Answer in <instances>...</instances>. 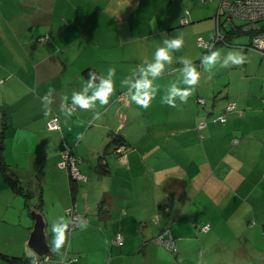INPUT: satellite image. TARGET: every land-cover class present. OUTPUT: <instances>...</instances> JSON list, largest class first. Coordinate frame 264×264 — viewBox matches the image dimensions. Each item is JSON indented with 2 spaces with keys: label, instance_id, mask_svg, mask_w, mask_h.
I'll return each instance as SVG.
<instances>
[{
  "label": "crops",
  "instance_id": "obj_1",
  "mask_svg": "<svg viewBox=\"0 0 264 264\" xmlns=\"http://www.w3.org/2000/svg\"><path fill=\"white\" fill-rule=\"evenodd\" d=\"M102 1L0 0V264L27 258L31 205L44 215L48 244L52 219L70 218L69 207L88 224L70 231L61 253L40 264H264L258 242L264 234L256 227L248 232L253 218L247 226L232 223L234 200L264 222V74L249 72L256 54L245 48L249 33H228L230 44L214 47L241 50L246 62L209 79L200 63L207 51L197 38H212L215 2L118 1L113 24ZM242 22L233 18L227 26ZM180 34L184 47L154 82L160 90L150 107L131 102L122 80L151 61L164 39ZM182 56L201 78L187 103L173 108L161 97L180 78ZM109 67L116 69L115 92L108 105H97L101 118L77 109L66 119L63 97L70 102L89 72L106 74ZM49 89L53 103L45 116L41 98ZM229 100L236 106L224 111ZM53 113L60 129L48 130ZM221 113L224 122L211 121ZM64 142L84 179H70L58 165ZM205 223L207 232L196 226ZM164 228L178 240L173 255L153 251V237ZM117 234L122 245L113 242Z\"/></svg>",
  "mask_w": 264,
  "mask_h": 264
},
{
  "label": "clouds",
  "instance_id": "obj_2",
  "mask_svg": "<svg viewBox=\"0 0 264 264\" xmlns=\"http://www.w3.org/2000/svg\"><path fill=\"white\" fill-rule=\"evenodd\" d=\"M183 47V34L175 38L164 39L163 46L156 48L151 61L145 58L130 76L122 80L121 86L127 88V95L131 102L144 109L150 107L151 101L160 90L159 85L154 82L165 73L166 66L173 64V53L180 51ZM245 62L246 56L241 50L233 49L223 53L220 49H215L214 45H209V50L201 57L200 61L204 70L209 73V79L212 78L216 70L242 66ZM179 63L183 65L178 69L180 78L176 82H172L165 95L161 97L163 104L173 108L178 106L177 101L187 103L201 78L200 71L197 70V66L189 57H180ZM115 75V67H109L106 74L97 73L96 70L89 72V78L82 84L80 90L72 91L70 103L68 96L63 97L61 112L65 118H71L74 112L80 109L85 112L92 111L93 118L100 119L101 114L96 111L97 105L109 104L115 92ZM181 84L184 87H181ZM53 91V89H49L48 94L41 98L45 116L51 112ZM79 138L81 137L78 136ZM87 226V221L79 215L71 218L66 215L55 216L50 224L52 239L49 246L51 252L60 254L68 244L70 231L76 229L83 231ZM26 257L30 264H40L41 258L29 247Z\"/></svg>",
  "mask_w": 264,
  "mask_h": 264
},
{
  "label": "built area",
  "instance_id": "obj_3",
  "mask_svg": "<svg viewBox=\"0 0 264 264\" xmlns=\"http://www.w3.org/2000/svg\"><path fill=\"white\" fill-rule=\"evenodd\" d=\"M206 1V0H203ZM224 16L223 25L231 17H238L244 20V24L240 26L241 31H246L249 33V42L245 45V48L254 50L261 55H264V0H217V7L213 15L214 19V35L210 40H205L201 37L198 38L197 43L199 46L209 49V45H215L218 43H225V35L222 30L220 17ZM182 22H186V18H182ZM47 38V35L41 37V39ZM123 95V94H122ZM199 104H204V99L202 97L197 98ZM262 104H264V99H262ZM234 102H229L226 106V111H229L235 107ZM212 121L224 122L226 120L225 113H221L211 119ZM206 122H200L197 127L202 129ZM47 129H58L59 123L54 114L46 122ZM237 139H234L236 142ZM77 159L72 153V148L67 144H64V149L61 151V159L58 165L66 170L67 175L70 179L79 180L84 179V175L80 172ZM67 213L72 216H76L74 213V207H69ZM209 229V224H200V230L206 231ZM153 241L155 244L166 248L167 250L176 252L177 242L176 237L173 236L169 228H164L159 231L154 237ZM114 243L122 245L123 237L117 234ZM73 259H68L66 262H70Z\"/></svg>",
  "mask_w": 264,
  "mask_h": 264
},
{
  "label": "rangeland",
  "instance_id": "obj_4",
  "mask_svg": "<svg viewBox=\"0 0 264 264\" xmlns=\"http://www.w3.org/2000/svg\"><path fill=\"white\" fill-rule=\"evenodd\" d=\"M118 1L119 2H122L123 3V0H103L102 1V3H101V7L103 8V11L107 14V15H109V17H111L112 19H113V24L114 23H117L116 22V20L118 19V17L119 16H117L116 15V13H115V15H114V13H112V10L111 9H113V8H115L116 7V5H117V3H118ZM188 1V0H187ZM191 1V0H190ZM202 3H212V2H215L216 4H217V0H206V1H203V0H200ZM205 5H207V4H205ZM217 7V6H216ZM187 15H188V9H185V16L187 17ZM109 17H107V18H109ZM224 18V16H222V19ZM234 19H236V18H234ZM107 21H108V19H106ZM212 20H213V24H214V19H213V16H212ZM230 22V21H229ZM182 24H183V22H181ZM215 26V25H214ZM213 35H214V33H213ZM213 37V36H212ZM202 38V37H201ZM211 39V38H210ZM206 40V39H205ZM248 42H249V40H248ZM254 55V59H255V65L253 66V68H250L249 69V72H253V71H259L261 74H264V65H261V66H259V67H257V64L259 63V60H261V59H264V56H262L260 53H258V52H256V54L254 53L253 54ZM257 58V59H256ZM251 70H253V71H251ZM251 90H255V91H259L260 90V88L258 87V86H253V87H251ZM230 101V100H229ZM262 101V100H261ZM202 105V104H201ZM212 121V120H211ZM240 194V193H239ZM243 200H244V198H243ZM242 201V200H241ZM233 204V207H232V210H233V212H234V216L232 217V223L234 224H232L234 227H236L238 224H235V222H236V220H243V222H244V224L247 226L248 225V223L246 224V222H248L250 219H252L251 221H253L254 220V223H250V226H247L248 227V232H250V234H251V231L252 230H254L255 231V229L257 228L258 230H259V232L261 231V233L262 234H264V222H262L261 221V218H258L257 216H255L254 214H253V211H251V209H248L245 205H243V204H241V203H239V202H237V201H235L234 200V202L232 203ZM258 208L259 207H254L253 208V210L255 211V212H257L258 211ZM244 212H245V214H244ZM255 218V219H254ZM234 221V222H233ZM250 221V222H251ZM254 228H253V227ZM256 227V228H255ZM69 235H70V233H69ZM258 242L260 243V244H262V245H264V238H260L259 240H258ZM154 248H153V251L155 252V248H161V249H166V248H164V247H162V246H158L157 244H155L154 243ZM152 251V253H153V255H154V252ZM165 251H167L168 252V254H174V253H172L171 251H169V250H165ZM155 256V255H154ZM5 261V260H4ZM2 263H4V264H6L7 262H2ZM9 263V262H8ZM7 263V264H8ZM167 263L169 264V259L167 260ZM153 264H164V263H162L161 261H157L156 262V260L153 262Z\"/></svg>",
  "mask_w": 264,
  "mask_h": 264
},
{
  "label": "water",
  "instance_id": "obj_5",
  "mask_svg": "<svg viewBox=\"0 0 264 264\" xmlns=\"http://www.w3.org/2000/svg\"><path fill=\"white\" fill-rule=\"evenodd\" d=\"M30 214L34 219V224L29 233L27 245L35 251L40 258L52 254L49 244L46 240L45 219L39 208L31 205Z\"/></svg>",
  "mask_w": 264,
  "mask_h": 264
},
{
  "label": "trees",
  "instance_id": "obj_6",
  "mask_svg": "<svg viewBox=\"0 0 264 264\" xmlns=\"http://www.w3.org/2000/svg\"><path fill=\"white\" fill-rule=\"evenodd\" d=\"M216 10V9H215ZM187 18V17H186ZM233 18H238V17H231L228 21H226V23L223 25L222 23L225 21L224 20V18L222 19V16L220 17V20H221V25H222V30H221V32H223V34L225 35V43H218V44H216L215 45V47L217 46V45H223V44H230V41L228 40V38H227V34L228 33H232V32H241V30H240V26H242V24H244V20L243 19H241L243 22L241 23V24H239V25H232V27L229 29L228 28V26H227V23L229 22V21H231ZM199 38V37H198ZM198 38H197V40H198ZM198 44V43H197ZM204 50L205 51H208L209 49H205L204 48ZM262 99H264V98H262ZM261 99V100H262ZM231 102V101H230ZM70 103V102H69ZM228 104V103H227ZM227 106V105H226ZM226 106H225V108H224V111H226ZM54 114H56V113H53V115L51 116V117H53L54 116ZM50 117V118H51ZM56 117H57V114H56ZM49 118V119H50ZM48 119V120H49ZM47 120V121H48ZM58 120V119H57ZM58 123H59V121H58ZM45 126H46V124H45ZM47 129V128H46ZM58 129H60V123H59V128ZM48 130H56V129H48ZM0 135H1V133H0ZM63 144H67L68 146H70V148H72V146L71 145H69L68 143H66V142H64ZM72 153H73V149H72ZM73 155H74V153H73ZM75 157V156H74ZM76 158V157H75ZM0 162H2V161H0ZM6 166V165H5ZM5 166H3V167H5ZM5 169V168H4ZM10 178V177H9ZM196 226H199V230H200V225H196ZM210 229V228H209ZM208 229V230H209ZM208 230H206L205 232H207ZM200 231H202V230H200ZM174 236V235H173ZM175 237V236H174ZM176 242H178V240H177V238H176ZM177 247H178V243H177ZM178 250V249H177ZM177 252V251H176ZM176 252H173L174 254L176 253ZM7 260H8V262L10 263V264H30V261H29V259L28 258H23V257H21V256H11V257H7Z\"/></svg>",
  "mask_w": 264,
  "mask_h": 264
}]
</instances>
